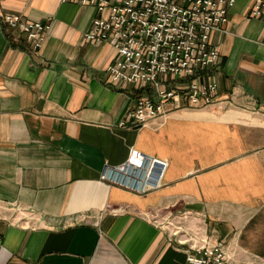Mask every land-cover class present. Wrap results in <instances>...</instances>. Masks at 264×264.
Segmentation results:
<instances>
[{"label": "crops", "instance_id": "0c3cea01", "mask_svg": "<svg viewBox=\"0 0 264 264\" xmlns=\"http://www.w3.org/2000/svg\"><path fill=\"white\" fill-rule=\"evenodd\" d=\"M236 0L211 33L219 61L204 74L225 110L184 107L138 126L127 112L147 88L116 85L115 49L85 33L93 6L0 0V264H186V231L264 264V21ZM3 13L51 25L40 48ZM125 122V125L120 124ZM131 149L166 161L137 193L100 180Z\"/></svg>", "mask_w": 264, "mask_h": 264}, {"label": "built area", "instance_id": "2783aa9c", "mask_svg": "<svg viewBox=\"0 0 264 264\" xmlns=\"http://www.w3.org/2000/svg\"><path fill=\"white\" fill-rule=\"evenodd\" d=\"M62 1L97 10L85 39L107 42L115 49L116 57L106 69L110 82L147 88V94L138 96L127 112L135 125H148L184 107L225 110L231 104L228 95L219 94L218 82L205 79L204 74L220 57L218 47L210 42L211 33L228 22L236 0ZM250 14L264 21V0H255ZM2 17L33 48L42 46L51 27L16 13H3ZM165 167L166 161L131 149L124 163L106 164L100 180L145 193L156 187L157 175ZM166 222L174 227V234L185 233L180 242L189 244L186 264H255L235 261L223 241L200 231H186L171 219Z\"/></svg>", "mask_w": 264, "mask_h": 264}]
</instances>
